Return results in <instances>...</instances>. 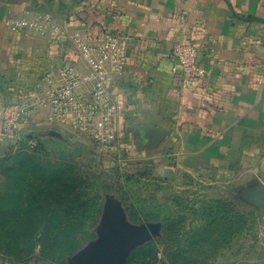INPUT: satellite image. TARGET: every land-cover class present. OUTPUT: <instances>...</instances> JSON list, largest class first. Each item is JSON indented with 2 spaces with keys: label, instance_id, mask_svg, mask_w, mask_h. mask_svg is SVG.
<instances>
[{
  "label": "crops",
  "instance_id": "obj_1",
  "mask_svg": "<svg viewBox=\"0 0 264 264\" xmlns=\"http://www.w3.org/2000/svg\"><path fill=\"white\" fill-rule=\"evenodd\" d=\"M38 13L52 14L67 33L114 29L130 38L127 68L111 83L122 107L119 139L127 137L128 147L146 140L147 153L234 179L264 200V0H0V132L4 108L23 91L46 88L47 76L62 84L65 63L89 71L68 37L51 41L7 28L9 18ZM178 39L200 46L203 80L172 74ZM32 118L45 122L48 111ZM147 126L164 132L154 146ZM4 142L0 134V154Z\"/></svg>",
  "mask_w": 264,
  "mask_h": 264
},
{
  "label": "rangeland",
  "instance_id": "obj_2",
  "mask_svg": "<svg viewBox=\"0 0 264 264\" xmlns=\"http://www.w3.org/2000/svg\"><path fill=\"white\" fill-rule=\"evenodd\" d=\"M41 119L12 133L2 123L0 264H75L115 218L146 231L125 264H264V200L253 190L147 153L146 140L106 145Z\"/></svg>",
  "mask_w": 264,
  "mask_h": 264
},
{
  "label": "built area",
  "instance_id": "obj_3",
  "mask_svg": "<svg viewBox=\"0 0 264 264\" xmlns=\"http://www.w3.org/2000/svg\"><path fill=\"white\" fill-rule=\"evenodd\" d=\"M12 33L37 34L51 41L68 37L71 48L88 67L86 75L73 64L60 68L62 84L55 85L50 76L46 88L37 85L35 91H23L17 101L3 110V126L12 133L29 123L33 114L48 109L49 121L71 132L87 135L94 142L114 144L119 139L118 118L122 107L112 92V78L127 68L130 38L119 30L96 33L76 30L67 33L49 13H38L29 19L7 20ZM200 46L185 39L173 42L169 59L172 74L179 79L198 82L206 77L200 67Z\"/></svg>",
  "mask_w": 264,
  "mask_h": 264
},
{
  "label": "water",
  "instance_id": "obj_4",
  "mask_svg": "<svg viewBox=\"0 0 264 264\" xmlns=\"http://www.w3.org/2000/svg\"><path fill=\"white\" fill-rule=\"evenodd\" d=\"M153 132L151 146H154L164 137V132L158 127L147 126ZM146 231H130L124 229L118 218L110 221L104 231V240L100 247L86 255L75 264H125V256L135 243L139 242Z\"/></svg>",
  "mask_w": 264,
  "mask_h": 264
},
{
  "label": "trees",
  "instance_id": "obj_5",
  "mask_svg": "<svg viewBox=\"0 0 264 264\" xmlns=\"http://www.w3.org/2000/svg\"><path fill=\"white\" fill-rule=\"evenodd\" d=\"M46 221H47V218H46ZM50 221H51V220H49V223H50ZM45 249H46V248L43 247L42 250H41V252L44 253ZM72 252H73V251H72ZM72 252H70V253H72ZM58 253H60V252L58 251ZM62 257H63V256H62Z\"/></svg>",
  "mask_w": 264,
  "mask_h": 264
}]
</instances>
